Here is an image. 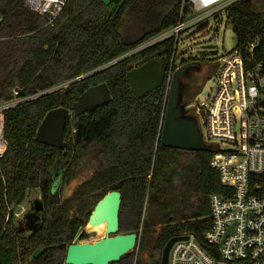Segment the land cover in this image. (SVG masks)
<instances>
[{
    "label": "trees",
    "instance_id": "1",
    "mask_svg": "<svg viewBox=\"0 0 264 264\" xmlns=\"http://www.w3.org/2000/svg\"><path fill=\"white\" fill-rule=\"evenodd\" d=\"M181 6L182 0H70L56 23L47 26V19L31 13L25 0H0V104L13 100L15 90L21 99L37 96L5 113L0 264H65L69 245L104 233L86 227L96 204L110 191L122 195L119 233L140 234L148 197L172 198L169 175L186 153L198 167L193 185L197 204L175 224L161 228L151 253L136 248L118 264H162L172 238L201 236L209 229V197L225 190L210 167L213 152L163 147L165 87L138 99L127 78L155 59H164L169 69L173 39L125 56L175 27ZM227 13L238 48L262 34L264 12L255 10L254 0L236 3ZM101 84H107L111 102L68 117L65 149L36 142L48 112L72 110L79 96ZM79 177L82 182L66 197L65 187ZM32 191L44 206L41 226L36 233L20 232L14 209Z\"/></svg>",
    "mask_w": 264,
    "mask_h": 264
},
{
    "label": "built area",
    "instance_id": "2",
    "mask_svg": "<svg viewBox=\"0 0 264 264\" xmlns=\"http://www.w3.org/2000/svg\"><path fill=\"white\" fill-rule=\"evenodd\" d=\"M242 1L182 0L178 24L125 57L173 39L164 81L169 97L174 74L192 60L180 45L194 33L193 27L209 17L228 20V8ZM69 2L25 0V6L53 26ZM35 97L21 99L15 90L13 100L0 104V161L7 150L6 111ZM203 115L207 137L215 144L209 147L210 167L225 190L209 197V229L201 236L181 235L187 239L172 246L168 264H264V27L245 48L236 47L222 58L216 89Z\"/></svg>",
    "mask_w": 264,
    "mask_h": 264
},
{
    "label": "water",
    "instance_id": "3",
    "mask_svg": "<svg viewBox=\"0 0 264 264\" xmlns=\"http://www.w3.org/2000/svg\"><path fill=\"white\" fill-rule=\"evenodd\" d=\"M194 67V64L185 65L174 74L159 141L168 149L208 152L211 150L201 141L198 123L194 118L187 116L185 106L180 104L181 80ZM166 70V61L155 59L130 71L127 78L135 97L140 99L163 88ZM110 102L111 93L107 84L87 90L78 97L72 110L59 108L46 114L36 133V142L52 148L65 149L68 117L73 115L78 118L107 106ZM121 204L122 195L119 191H110L98 201L89 218L87 230H100L102 228H99V225H105L104 237L94 242L69 245L65 264H118L127 254L136 248L139 249V234L119 233ZM43 210V203L35 201L33 211L25 216L24 222H19V231L36 233L41 226L39 214ZM90 223L93 224L92 227H89ZM186 239L187 237H175L166 244L162 252V264H168L172 246Z\"/></svg>",
    "mask_w": 264,
    "mask_h": 264
},
{
    "label": "rangeland",
    "instance_id": "4",
    "mask_svg": "<svg viewBox=\"0 0 264 264\" xmlns=\"http://www.w3.org/2000/svg\"><path fill=\"white\" fill-rule=\"evenodd\" d=\"M254 4L257 12H264V0H254ZM192 31L194 33L190 38L180 45L181 52L186 54L185 57H192V62L185 65L194 64L195 66L181 80L180 104L185 106L187 116L194 118L198 123L201 141L208 147H215V144L207 137L203 113L204 108L213 98L221 60L225 54L237 47V37L228 20L216 21L213 17L204 19L193 27ZM197 170V163L189 156L183 155L169 175L173 190L172 198L162 200L156 196L148 197L139 234V250L142 254L152 252L162 227L172 222L175 224L182 214L192 210L197 204L198 195L193 187ZM81 182L80 177L73 179L65 187L64 195L69 197ZM35 201L41 202V196L38 192L32 191L25 203L14 209L17 226L19 222H24L25 216L32 211ZM100 230L104 233L97 238L77 240L75 243L102 239L105 235V226Z\"/></svg>",
    "mask_w": 264,
    "mask_h": 264
},
{
    "label": "flooded vegetation",
    "instance_id": "5",
    "mask_svg": "<svg viewBox=\"0 0 264 264\" xmlns=\"http://www.w3.org/2000/svg\"><path fill=\"white\" fill-rule=\"evenodd\" d=\"M185 155H187V156H189L190 158L193 159V157H191L188 153H186ZM33 209H34V205H33L32 211H33ZM32 211H31V212H32Z\"/></svg>",
    "mask_w": 264,
    "mask_h": 264
},
{
    "label": "bare ground",
    "instance_id": "6",
    "mask_svg": "<svg viewBox=\"0 0 264 264\" xmlns=\"http://www.w3.org/2000/svg\"><path fill=\"white\" fill-rule=\"evenodd\" d=\"M90 225H93L92 223H90ZM100 227H103V226H105V225H99Z\"/></svg>",
    "mask_w": 264,
    "mask_h": 264
}]
</instances>
